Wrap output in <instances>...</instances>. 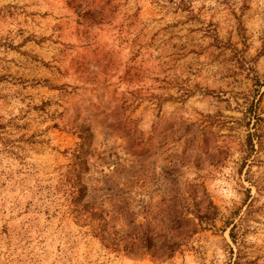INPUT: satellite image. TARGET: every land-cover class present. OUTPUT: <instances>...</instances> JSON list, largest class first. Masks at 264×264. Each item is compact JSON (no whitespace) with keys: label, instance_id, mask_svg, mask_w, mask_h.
I'll list each match as a JSON object with an SVG mask.
<instances>
[{"label":"rangeland","instance_id":"374dc122","mask_svg":"<svg viewBox=\"0 0 264 264\" xmlns=\"http://www.w3.org/2000/svg\"><path fill=\"white\" fill-rule=\"evenodd\" d=\"M262 84L264 0H0V264H264Z\"/></svg>","mask_w":264,"mask_h":264},{"label":"trees","instance_id":"16d2710c","mask_svg":"<svg viewBox=\"0 0 264 264\" xmlns=\"http://www.w3.org/2000/svg\"><path fill=\"white\" fill-rule=\"evenodd\" d=\"M264 85V84H262ZM247 112L250 113V116L254 115V117L256 118V121L258 120V117L257 115L255 114L254 111H252V105H249L247 107ZM252 113V114H251ZM251 119L253 117H250ZM247 126L250 125V122L248 121L246 123ZM252 129L253 131L252 132H248V140H247V143H248V146H249V150L250 152H248V154H246L245 157H243V161L240 165V170H242L246 165H249L250 163L247 164L248 162V159L250 157V153L252 151H254V143H253V136L255 135V139L259 140L260 139V133L258 132V127L256 125V123H253L252 124ZM249 195V193H248ZM208 207H205L204 210H200L199 207H196L194 208L193 210V213H194V217L198 219V222H194V220L192 218H178L176 219L175 221V224L177 225L176 228H181L182 225H180L181 222H185L187 223L186 227H188V232L191 234H194L198 231V227L199 229H206V228H210V227H214L213 225V221H212V218H214L213 216L211 217L210 215H213L215 214V206L212 204L211 201H209ZM187 207V206H186ZM186 212H189V208H186ZM210 221V222H209ZM236 225L233 223V219H228L224 222V226L222 228V231L225 230L226 228H229V236H230V239L231 241L236 244L237 242V236H236V233L234 232V229H235ZM145 238L147 239V247H149L150 245V238H147L148 235H144ZM181 243H172L170 246H169V249H168V257H172L173 254L175 253V251L179 248V245ZM156 253H153L152 256H156L155 255ZM233 264H236V262L234 261Z\"/></svg>","mask_w":264,"mask_h":264}]
</instances>
